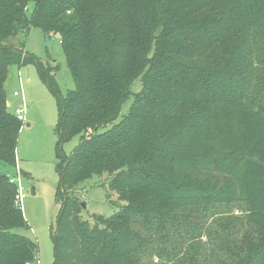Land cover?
I'll list each match as a JSON object with an SVG mask.
<instances>
[{"label": "trees", "instance_id": "1", "mask_svg": "<svg viewBox=\"0 0 264 264\" xmlns=\"http://www.w3.org/2000/svg\"><path fill=\"white\" fill-rule=\"evenodd\" d=\"M32 27L59 36L64 94L55 60L9 41ZM28 63L59 143L79 137L58 147L52 264H264V0H0V166H15L23 125L8 69ZM103 174L117 210L82 219L73 191ZM16 191L0 169V264H36Z\"/></svg>", "mask_w": 264, "mask_h": 264}, {"label": "rangeland", "instance_id": "2", "mask_svg": "<svg viewBox=\"0 0 264 264\" xmlns=\"http://www.w3.org/2000/svg\"><path fill=\"white\" fill-rule=\"evenodd\" d=\"M21 40L24 41L25 51L44 66L52 64V60L59 65L54 77L62 94L74 87L58 35L51 34L48 37L39 28L32 27L24 37L18 35L9 39L15 45ZM130 88L132 95L122 104L120 114L127 111L133 100V93L141 88L140 76L133 80ZM5 90L7 103L10 104H7L9 111L14 112L21 106L22 101L26 105V119L18 133L15 149L16 164L0 166L1 170L17 181L18 187L25 193L20 207L29 227L17 229L16 232L36 242V264H52L54 248L51 232L56 227L61 203L56 200L60 180L56 167L59 161L58 147L61 145L62 152L69 155L78 143L79 137L74 136L59 143L56 134L57 105L33 63L9 66ZM13 91H18L20 95L13 96ZM27 122L29 126L26 125ZM107 181L108 177L105 174L93 176L74 189L73 193L79 196L81 204L84 203L79 213L82 219L92 220V214L108 217L117 210L116 204L111 203L112 201L106 197ZM115 198L116 195H112L111 199ZM232 210L236 215L241 213V208ZM150 259L157 261L156 256Z\"/></svg>", "mask_w": 264, "mask_h": 264}, {"label": "built area", "instance_id": "3", "mask_svg": "<svg viewBox=\"0 0 264 264\" xmlns=\"http://www.w3.org/2000/svg\"><path fill=\"white\" fill-rule=\"evenodd\" d=\"M20 93L18 91H14L13 95L17 96ZM25 112H26V105L24 103V101H22V104L20 107L16 108L14 111V114L16 115V117L23 123L25 121ZM11 180L15 181L17 183V181L14 178H11ZM25 193L23 192L22 189H20V187H18L17 185V191L14 194V201L16 204L21 203V200L24 198Z\"/></svg>", "mask_w": 264, "mask_h": 264}, {"label": "crops", "instance_id": "4", "mask_svg": "<svg viewBox=\"0 0 264 264\" xmlns=\"http://www.w3.org/2000/svg\"><path fill=\"white\" fill-rule=\"evenodd\" d=\"M13 92H14V91H13ZM12 94H13V93H12ZM19 95H20V94H19ZM19 95L15 96V97H18ZM13 96H14V95H13ZM22 96H24V95L22 94ZM22 96H21V98H22ZM23 98H24V97H23ZM9 105H10V104H9ZM25 119H26V117H25ZM26 125L29 126V125H30L29 122H27ZM15 164H16V163H15Z\"/></svg>", "mask_w": 264, "mask_h": 264}, {"label": "water", "instance_id": "5", "mask_svg": "<svg viewBox=\"0 0 264 264\" xmlns=\"http://www.w3.org/2000/svg\"><path fill=\"white\" fill-rule=\"evenodd\" d=\"M47 41H48V38H47ZM8 105H9V103H7ZM32 193H34V191L32 190L31 191ZM82 206H84V203L82 202V204H81Z\"/></svg>", "mask_w": 264, "mask_h": 264}]
</instances>
